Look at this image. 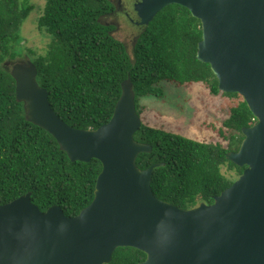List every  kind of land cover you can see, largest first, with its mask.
I'll list each match as a JSON object with an SVG mask.
<instances>
[{
	"label": "water",
	"instance_id": "95a60500",
	"mask_svg": "<svg viewBox=\"0 0 264 264\" xmlns=\"http://www.w3.org/2000/svg\"><path fill=\"white\" fill-rule=\"evenodd\" d=\"M178 4L201 24L196 57L208 63L221 92L238 93L255 123L242 128L237 151L226 158L242 173L213 197L181 208L151 190L153 170L137 167L141 117L129 78L110 119L75 128L52 109L28 60L10 72L26 119L49 132L71 161L97 159L91 202L74 216L58 205L41 211L30 193L0 204V264H106L117 247L145 253L137 264H264V0H137V24Z\"/></svg>",
	"mask_w": 264,
	"mask_h": 264
},
{
	"label": "trees",
	"instance_id": "16d2710c",
	"mask_svg": "<svg viewBox=\"0 0 264 264\" xmlns=\"http://www.w3.org/2000/svg\"><path fill=\"white\" fill-rule=\"evenodd\" d=\"M113 9L109 0H45L37 27L49 41L44 53L30 61L37 83L47 90L52 109L64 122L80 129L107 122L127 78L139 115V99L161 97L163 81L203 83L212 95L241 96L221 92L210 65L197 59L201 24L187 8L163 7L142 26L130 54L111 34L112 26L99 21ZM33 10L30 0H0V204L29 192L41 211L58 205L65 215L74 216L93 199L101 163L94 158L71 161L49 132L28 121L23 103L16 100L15 79L2 68L7 59L22 56L20 29ZM253 118L243 98L231 106L222 123L229 131L222 135L225 146L142 121L134 139L151 145V151L139 153L135 163L140 169L162 163L150 183L157 198L181 208L210 204L235 180L229 171L242 173L244 166L228 160L226 153L238 150L241 130L255 123ZM145 256L133 247H117L106 264H137Z\"/></svg>",
	"mask_w": 264,
	"mask_h": 264
},
{
	"label": "rangeland",
	"instance_id": "374dc122",
	"mask_svg": "<svg viewBox=\"0 0 264 264\" xmlns=\"http://www.w3.org/2000/svg\"><path fill=\"white\" fill-rule=\"evenodd\" d=\"M30 1L34 4V10L20 29L23 37L22 56L7 59L2 64V68L9 72L17 64L25 63L31 57L43 54L49 41V38L37 27L45 0ZM109 1L114 9L111 13L101 16L99 21L104 25L112 26L111 34L126 45L130 54L141 31V27L134 22L138 20L134 10L137 0ZM159 86L163 91L161 97H141L138 101L140 117L145 124L201 142L214 144L220 142L224 146L227 144L224 136H228L229 131L222 123L229 114V108L241 100V96L231 99L221 94L212 95L203 83L179 85L163 81ZM222 171L225 169L223 168ZM227 175L233 179L238 177L235 171H229Z\"/></svg>",
	"mask_w": 264,
	"mask_h": 264
},
{
	"label": "flooded vegetation",
	"instance_id": "af4514ba",
	"mask_svg": "<svg viewBox=\"0 0 264 264\" xmlns=\"http://www.w3.org/2000/svg\"><path fill=\"white\" fill-rule=\"evenodd\" d=\"M112 11H113V10H112ZM112 11H111V12H112ZM111 12H110V13H111ZM105 15H106V14H105ZM137 21H138V20H135V21H134V22H135V24H137ZM137 25H138V24H137ZM138 26H140V27L142 28V26H141V25H138Z\"/></svg>",
	"mask_w": 264,
	"mask_h": 264
},
{
	"label": "built area",
	"instance_id": "2783aa9c",
	"mask_svg": "<svg viewBox=\"0 0 264 264\" xmlns=\"http://www.w3.org/2000/svg\"><path fill=\"white\" fill-rule=\"evenodd\" d=\"M253 119H255V118H253Z\"/></svg>",
	"mask_w": 264,
	"mask_h": 264
}]
</instances>
